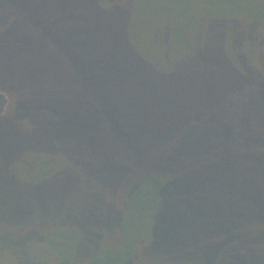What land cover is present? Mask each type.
I'll list each match as a JSON object with an SVG mask.
<instances>
[{
	"label": "rangeland",
	"instance_id": "rangeland-1",
	"mask_svg": "<svg viewBox=\"0 0 264 264\" xmlns=\"http://www.w3.org/2000/svg\"><path fill=\"white\" fill-rule=\"evenodd\" d=\"M38 1L60 9L45 15L41 28L35 26V16L18 14L13 0H0V20L3 11L17 13L9 44H0V87L37 108L0 127V233L33 221L42 230L16 242L0 234V264L41 259L60 264L68 257V246L87 239L83 232L73 235L74 226L65 225L71 221L58 217L61 211L103 217L115 227H99L104 245L95 252L87 243L85 253L76 256L79 264L122 247V242L133 246L122 258L125 264H214L219 259L212 255H220L219 264H264V95L253 97L244 90L247 82L235 69L245 70L236 68L225 42L231 40L230 22L216 16L208 28L198 29L192 16V9L215 12L217 5L230 7L236 1ZM236 41L241 51L246 49L242 34ZM0 93L8 99L6 109L11 95ZM40 116L50 121L48 133L43 125L32 126ZM253 125L259 144L253 143L254 132L247 136L244 129ZM237 131L244 136L238 144L230 137ZM168 136L190 145L193 155L210 166L206 186L218 198L203 215L171 208L176 217L169 224L176 225L181 237L172 231L161 235L155 228L148 238H138L135 228L129 238L124 232L131 208L125 207V174L111 162L112 153L134 141L152 153L170 144ZM231 147L240 150L236 154L245 167L233 177L226 168L239 158L225 154ZM145 158L153 162L156 156ZM130 175L136 176V170ZM37 176L43 177L40 186L28 181ZM129 182L136 185V177ZM239 206L248 207L251 215L241 214ZM242 216L250 230L261 228L247 238L218 239L224 221ZM51 233L61 238L56 237V247Z\"/></svg>",
	"mask_w": 264,
	"mask_h": 264
},
{
	"label": "trees",
	"instance_id": "trees-1",
	"mask_svg": "<svg viewBox=\"0 0 264 264\" xmlns=\"http://www.w3.org/2000/svg\"><path fill=\"white\" fill-rule=\"evenodd\" d=\"M13 1L17 13L28 15L26 17L29 19H31L29 16H35V26H40L39 28H41L45 15L49 13L55 14L60 10L55 11V3L53 2L50 4H41V1L39 3L38 0ZM210 1L214 2V0ZM235 1L236 3L233 2L230 7L222 4L220 8V6L217 5L215 12H213L214 10L212 9H200L199 7L196 10L192 9L193 11H196L192 12V16L196 19L195 25L198 29L201 27L208 28L209 19L212 20L216 16L226 18L230 22L229 32L231 40L229 41V39H225L226 44H229L227 49H229L230 56L236 62V68L245 71L243 74L239 73L237 69L235 70L237 71V74L247 82L244 90L248 91L250 96L260 97L261 95H264V0ZM189 3L194 5L196 4V0L191 2L188 1V4ZM203 3L204 1H201L198 6ZM245 4H248V6ZM3 13L5 19L0 20V44L2 46H7L10 42V34H12V20L17 18V13L14 12L13 9L10 10V12L8 10L3 11ZM18 31L24 33L22 30ZM238 34H242L244 39L243 44L247 46L243 51H241L238 46L240 43L237 41L235 42ZM234 35H237L235 39H233ZM146 43L145 47L148 46ZM245 46H243L242 49H244ZM2 91L9 92L11 100L9 101L8 108L4 109L8 99L4 96L5 94L0 93V127L9 125L11 119H16L22 115H30L37 111V108L34 107V105H29L23 98L0 87V92ZM45 107H47V105ZM13 111L14 114H12ZM49 114L54 116L52 112ZM3 115H5L6 118ZM67 117V120L70 121L71 117L69 115H67ZM62 118H64L63 112L60 113V119ZM111 118H113L112 114ZM195 119H197V117H195ZM31 123L32 126L35 125L34 123H37L40 127L43 125L42 127L47 133L51 129V127H49L50 121L41 120V116L37 121H31ZM31 123L28 121L23 125L25 128H28ZM163 126L171 127L169 125ZM159 128H161V126L158 124V129ZM244 129L248 132L247 136H250L254 132L252 139L253 143L259 144L258 141L261 139V136L259 134L257 136L255 135V126L253 125L250 128L246 127ZM140 132L149 135V132L143 128ZM241 133L242 132L237 131L230 136L234 139V143L238 144L237 142L242 141V137L244 136L243 133ZM167 142H170V144L168 143V145L159 148V150H154L152 153H150L148 149L142 147L138 149L134 146L135 141L132 144L126 142L124 144V146L127 147L126 149H119L112 153L111 162L115 165L116 169L122 168V173L125 174V176L121 175L124 178V182H126V185L122 186L127 191L125 207L129 206L131 208L127 213L129 218L126 220L125 227H127V229H125L124 232L127 233L129 238H132L133 236H129L128 233H133L135 228L137 231L133 234L138 236V238H148L150 233H156V231L161 235H166L172 231L175 237H181L176 230V225L169 224L170 217H176L175 215H170L171 208L173 206L179 210L183 208H191L197 214L203 215V211L210 209L212 200L218 198V195L215 198L212 195H209V192L211 194L212 188L206 186L209 181L206 174L210 166L199 161L193 155L189 149L190 145H181L179 138L168 136ZM197 148L209 150L202 147ZM237 152H240L238 148L231 147L228 153L225 152V154H232L238 157V154H236ZM145 156H156V159L153 162H148ZM240 165H242V167H240ZM135 170L136 176L130 175L133 174ZM226 170L229 172L230 176L233 177L238 175L239 171L241 173L244 172L245 167L239 158L235 162L228 163V168H226ZM135 177L137 184L133 185L129 181ZM41 179H43V177L37 176L28 181L30 183L39 182L40 184L38 183L37 186H40L43 182ZM104 185L107 188H110L108 187V183L105 182ZM236 209H238L241 214L245 211L247 214L251 215V213H248V207L239 206V208ZM79 215L80 214H73L68 211H61L58 213L61 222L65 223L71 221V223L65 225L71 224L74 226L71 229L73 235H78L79 232H83L87 235V239H85L84 242L81 241L78 246L76 245L77 248L75 246H68V257H63L60 264H79L76 256L85 253V250H87V243L92 247V251H99L100 244L104 245V240L106 239L104 235L103 238L102 235H100L98 230L99 227L106 226L109 228H115L111 226L110 220H106L103 217L95 220L91 215ZM245 217H237L239 220L237 219L235 221H233V218L224 221L223 224L226 225L221 228L219 227V230H217L219 235L218 239H226L227 241L228 239L233 238H247L254 229L258 230L261 228V226L257 225V228L250 230L251 226H249L248 219ZM12 219L13 217H9L7 222H11ZM19 225L21 228H3L2 231L4 233L1 232L0 234L4 235V237L9 236L10 239H12L10 240L11 242H16L18 240L26 239L27 237H32L33 235L37 236V234H39L38 230L42 232L40 224L35 221L28 226H24L22 223ZM78 225L82 226L83 231L80 230ZM155 228L156 231L154 230ZM112 235V238L114 239L115 234L113 232ZM99 236L100 239L102 238L100 243L99 241H96ZM56 237H59V240L61 241L59 233L50 234V240L55 247L59 245L57 240H55ZM64 244L65 246L66 244L68 245L67 242ZM124 245L125 243L122 242V247L104 252V254L98 252L101 256L91 259L87 264H112L115 261V264H125L126 262L122 258L126 256V258H128V254H131L133 246L128 248ZM159 246L161 245L159 244ZM210 256L211 255L208 254L209 259H211V257L219 259L216 260L214 264H219V262H221L220 255ZM222 260H224V257ZM44 262L45 260L41 259V261L36 264H45Z\"/></svg>",
	"mask_w": 264,
	"mask_h": 264
}]
</instances>
